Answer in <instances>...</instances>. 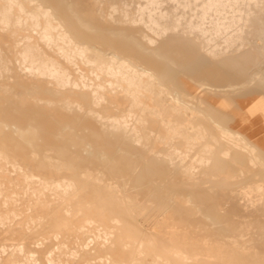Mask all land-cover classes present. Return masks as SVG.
Listing matches in <instances>:
<instances>
[{
  "label": "rangeland",
  "instance_id": "1",
  "mask_svg": "<svg viewBox=\"0 0 264 264\" xmlns=\"http://www.w3.org/2000/svg\"><path fill=\"white\" fill-rule=\"evenodd\" d=\"M18 2L154 79L135 93L61 88L17 63L0 28V264H264V8L247 49L213 59L195 38L106 21L102 0ZM63 45L43 49L65 66ZM255 73L256 87L227 91ZM200 83L225 91L172 102ZM131 106L136 142L107 128Z\"/></svg>",
  "mask_w": 264,
  "mask_h": 264
},
{
  "label": "bare ground",
  "instance_id": "2",
  "mask_svg": "<svg viewBox=\"0 0 264 264\" xmlns=\"http://www.w3.org/2000/svg\"><path fill=\"white\" fill-rule=\"evenodd\" d=\"M132 2L133 0H102L104 18L123 26H143L157 38L170 32L195 38L199 41L201 49L213 59L230 52L246 50L249 43L244 32L248 26V18L262 13L264 8V0H142L135 8ZM26 14L25 6L21 7L18 0H0V28L3 31H11L14 58L30 73L49 77L61 88L83 87L95 95L107 86H117L125 88L129 93H135L144 80L150 83L154 79L150 70L135 61H128L114 53L104 57L96 50H88L85 46L77 47L54 17L41 8L35 15L30 16L34 21L32 36H24L23 27L31 28V20L25 19ZM245 17L247 19L244 26L238 27V23ZM42 21L45 23L44 27H41ZM80 22L83 23L81 20ZM118 35L127 36L124 32H119ZM58 41L64 44L60 53L65 60V66L49 58L43 49L45 46H56ZM149 43L155 44L156 41L150 40ZM149 51L155 52L153 49ZM4 66L3 53L0 51V73ZM75 70L79 73V78L74 76ZM261 81V75L255 73L248 82L240 86H228L227 91L256 87ZM224 89L200 83L193 97L177 94L176 98H172V102L179 106L182 103L196 105L199 94L206 91L223 92ZM132 108L133 106L128 111L121 112L116 119L110 120L107 128L131 134L130 139L136 142V130H130L133 127L130 122L133 117ZM179 160L177 156L171 157L172 164Z\"/></svg>",
  "mask_w": 264,
  "mask_h": 264
}]
</instances>
